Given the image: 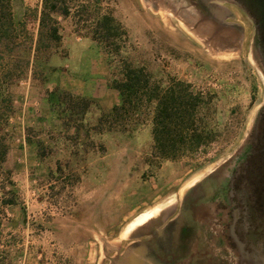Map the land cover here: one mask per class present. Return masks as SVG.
<instances>
[{
  "label": "rangeland",
  "instance_id": "rangeland-1",
  "mask_svg": "<svg viewBox=\"0 0 264 264\" xmlns=\"http://www.w3.org/2000/svg\"><path fill=\"white\" fill-rule=\"evenodd\" d=\"M81 1L86 10L58 17L62 40L46 55L50 70L28 72L12 87L15 108L7 126L12 136L3 167L20 202L0 212L5 264L9 259L12 264H147L135 256L137 250H130L131 242L149 240L150 232L174 221L170 228L176 245L178 227L187 219L184 193L237 149L257 103L247 40L233 27L241 17L205 31L188 25L163 0ZM14 7L34 42L41 0H18ZM226 11L216 14L223 18ZM94 14H111L120 23V57L91 38ZM122 56L144 65L162 85L184 79L195 90L214 93L209 119L222 134L191 156L157 162L149 117L141 121L130 114L123 125L107 130L97 117L117 100L110 83ZM53 89L85 97V120L58 110L52 115L43 98ZM28 138L44 143L42 157ZM156 204L158 214L120 237L129 220ZM203 242L199 240L194 263L220 264L219 247L210 241L203 248Z\"/></svg>",
  "mask_w": 264,
  "mask_h": 264
},
{
  "label": "trees",
  "instance_id": "trees-1",
  "mask_svg": "<svg viewBox=\"0 0 264 264\" xmlns=\"http://www.w3.org/2000/svg\"><path fill=\"white\" fill-rule=\"evenodd\" d=\"M17 1L0 0V212L20 202L18 190L3 167L12 136L7 128L8 119L15 108L12 87L19 84L28 72L44 73L50 70L47 59L62 40L58 17H75L87 8L81 0H41L38 32L32 42L33 37L25 20L15 13ZM72 2L76 4L73 11ZM92 19L91 33L88 31L91 38L98 43L108 44L120 57V23L111 14H94ZM51 69L55 70L53 67ZM110 85L117 90V100L109 112L99 113L97 120L104 121L107 130H111L128 121L130 114L142 117L141 121L149 117L152 153L157 162L191 156L200 146L209 144L222 134L216 123L209 119L215 94L195 90L184 79L171 78L167 85H162L161 80L152 78L144 65L122 56L119 72L114 74ZM43 99L52 115H56L54 113L58 110V113H65L72 119L79 114L80 119L75 120L84 121L86 118L89 103L85 97L53 89L47 90ZM27 140L35 145L38 155L42 157L44 143L40 139ZM149 166L153 167L154 164L150 163ZM5 248L0 244V264H5ZM6 264H12L11 259Z\"/></svg>",
  "mask_w": 264,
  "mask_h": 264
},
{
  "label": "flooded vegetation",
  "instance_id": "flooded-vegetation-1",
  "mask_svg": "<svg viewBox=\"0 0 264 264\" xmlns=\"http://www.w3.org/2000/svg\"><path fill=\"white\" fill-rule=\"evenodd\" d=\"M163 2L179 11L188 25L205 31H216L218 23L226 24L228 19L242 18L233 27L247 40L257 103L237 149L184 193L182 213L187 219L178 227L176 245L170 228L173 221L159 232H150L149 240H133L130 250H137L135 256L147 264H196L193 257L203 239V248L210 241L219 247L220 264H264V0ZM222 8L228 12L220 18L216 10Z\"/></svg>",
  "mask_w": 264,
  "mask_h": 264
},
{
  "label": "bare ground",
  "instance_id": "bare-ground-1",
  "mask_svg": "<svg viewBox=\"0 0 264 264\" xmlns=\"http://www.w3.org/2000/svg\"><path fill=\"white\" fill-rule=\"evenodd\" d=\"M161 207L159 204L153 205L148 209H145L138 214H136L131 220H129L122 231L120 232V237H126L129 233L135 229V227L144 224L149 219L153 218L156 214L159 213Z\"/></svg>",
  "mask_w": 264,
  "mask_h": 264
},
{
  "label": "crops",
  "instance_id": "crops-1",
  "mask_svg": "<svg viewBox=\"0 0 264 264\" xmlns=\"http://www.w3.org/2000/svg\"><path fill=\"white\" fill-rule=\"evenodd\" d=\"M86 92H87V91H84V90L81 91V93H86ZM99 101H100V100H99ZM100 104L102 105V107L106 106V104H105L104 102H102V101H101ZM104 104H105V105H104Z\"/></svg>",
  "mask_w": 264,
  "mask_h": 264
}]
</instances>
